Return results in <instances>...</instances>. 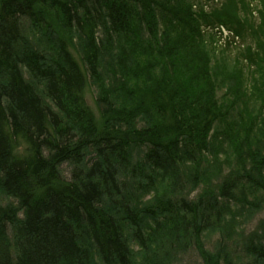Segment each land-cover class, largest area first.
<instances>
[{"label":"trees","instance_id":"16d2710c","mask_svg":"<svg viewBox=\"0 0 264 264\" xmlns=\"http://www.w3.org/2000/svg\"><path fill=\"white\" fill-rule=\"evenodd\" d=\"M259 2L256 24L244 0L198 16L187 0H0V264H136L130 240L144 264H171L215 231L211 256L194 244L203 264H264V226L234 240L225 222L264 201V126L249 109L264 103ZM200 23L250 38V88L238 58L210 65ZM220 154L238 167L218 174Z\"/></svg>","mask_w":264,"mask_h":264},{"label":"rangeland","instance_id":"374dc122","mask_svg":"<svg viewBox=\"0 0 264 264\" xmlns=\"http://www.w3.org/2000/svg\"><path fill=\"white\" fill-rule=\"evenodd\" d=\"M30 32H31V30L26 31L27 36L29 35ZM32 33H33V37H31V38H35V40H37V41L41 40L42 43L41 42H37V43L40 46H42V48L46 52H48L47 57H50V55H51L50 53L52 52L51 45L55 46L53 41L49 38H46L45 36H41L37 32L32 31ZM197 55L199 57L200 54H197ZM200 58H202V57H200ZM220 61H221V58L217 56V57L212 59L210 65L213 67L218 65L217 67H220ZM153 73H155V71H153ZM118 78L119 77H116L115 80L118 81ZM236 80H237V78H234L231 81V83H230L231 87H233V88L238 87L239 84L236 82ZM249 84H250V82L248 81L245 88H250ZM124 86L125 85H122V86L120 85V87L118 88V89H121V92H119L117 90V94H119V95L112 96L114 98L115 103H117V104L119 103V101L122 97V94H124L123 93V91L125 89ZM259 91H261V90H259ZM96 93H97V89L95 87H91L85 96L87 104L93 110V112L95 114L98 113V110L96 111V107H95L94 102H93L95 97H96ZM247 97L248 98L250 97V90H249ZM249 101H250V99H249ZM251 102L252 103L249 104V109H250V112L252 114V117L257 118L258 127H263L264 126V103H262L261 101L260 102L251 101ZM146 150H148V147L143 146L141 149L137 147L135 152H131L132 158H134V162H139L140 161L139 159H141V156L146 152ZM228 156H229V154L218 155L217 158H219L220 161H219V165L215 168V171H218V174L224 173V171L227 172L228 170L233 169L234 167H238L235 164V159H233L232 157H228ZM228 158H231V159H229V160H231V162H230V164L226 165ZM134 162H133V165H134ZM62 169H63L64 173L66 174L67 173V167L64 165ZM262 179H264V175H263ZM132 193H133V190H132ZM137 194L138 193H136V195ZM142 196H140V197H142ZM0 198H1L0 204L2 206L6 205L8 200L2 196ZM143 198H144V200L147 199L146 196H144ZM143 198H141V199H143ZM138 200L139 199L137 197L133 196L132 202L136 203ZM229 212H230V214L228 213L227 215L230 216V218L228 217L225 222H229V220H230V224L232 225V227H231V225H229L228 229L233 230L234 234L236 235L237 238L234 237V240L241 238V237L243 238V236H244L243 239H245V237L247 235L257 232L258 230H260L261 227L264 226V201L261 204V206L259 207V209H256L253 211H249V212L244 211L243 214L241 212L239 214H237V210L232 209V210H229ZM228 229H225V230H228ZM258 233H260V231H258ZM128 234L130 235V233L127 232V236H128ZM229 235L233 238V234H229ZM263 235H264V233H263ZM220 241H221V236L219 238V233H217V231H215L214 233H209V236L207 237V239L204 237L203 239L201 238V241H200V239L198 237V240H196V241L194 240V244H199V246L201 245L202 247H204L202 249V252L209 257L217 251V249H218L217 247L221 244ZM194 244H191V246H188L187 247L188 249L186 248L187 251L182 255H179L177 253L172 254V255L167 254L166 257H170V258H168V262L170 263L172 261L171 264H203L204 261L202 262L200 256H198V254L193 251ZM224 248H226L228 250V247L226 245H224ZM224 248H222V250H221L222 252L227 251ZM223 249H224V251H223ZM128 250L132 253L135 252L138 254L136 256V264L141 263V262H143V264H144L143 255L139 254L140 253L139 247L132 240H130V242H129ZM148 256H149V260L152 261L150 253H149V255H147V258H148ZM158 261H159V263L167 264L166 258H164L163 262H160V260H158ZM234 262L236 264H238V262H236V260H234Z\"/></svg>","mask_w":264,"mask_h":264},{"label":"bare ground","instance_id":"6f19581e","mask_svg":"<svg viewBox=\"0 0 264 264\" xmlns=\"http://www.w3.org/2000/svg\"><path fill=\"white\" fill-rule=\"evenodd\" d=\"M136 148H137V147H133V148H132V152H135Z\"/></svg>","mask_w":264,"mask_h":264}]
</instances>
